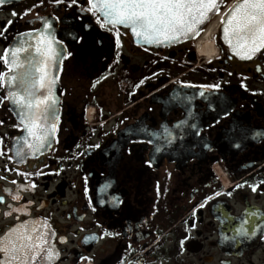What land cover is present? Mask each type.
I'll return each mask as SVG.
<instances>
[{
  "label": "flooded vegetation",
  "instance_id": "obj_1",
  "mask_svg": "<svg viewBox=\"0 0 264 264\" xmlns=\"http://www.w3.org/2000/svg\"><path fill=\"white\" fill-rule=\"evenodd\" d=\"M89 7L0 5V238L44 226L58 255L35 264H264V48L245 58L224 28L213 60L195 40L155 48ZM46 23L57 49L25 56L18 86L60 100L59 119L45 153L17 155L6 49Z\"/></svg>",
  "mask_w": 264,
  "mask_h": 264
},
{
  "label": "snow or ice",
  "instance_id": "obj_2",
  "mask_svg": "<svg viewBox=\"0 0 264 264\" xmlns=\"http://www.w3.org/2000/svg\"><path fill=\"white\" fill-rule=\"evenodd\" d=\"M55 2L60 3L61 0ZM219 2L220 0H88L90 5L88 11H92L93 15L99 12L103 16L102 27L106 23L130 26L134 34L147 38L149 43H159L160 36L171 41L196 31V26L202 24L209 13L218 10ZM4 3L5 0H0V5ZM71 3L75 4L76 0H71ZM97 19L99 20V17ZM8 23L12 22L8 21ZM138 28L139 32H137ZM224 31L226 34L231 31L232 35L242 36L248 53L245 58L250 59L254 56L264 48V0H240L227 17ZM229 43L231 44V40ZM8 51L6 49V52ZM11 51L14 63L19 50ZM4 76V73H0V78ZM45 76L41 77V87H45ZM15 79L17 78L10 77L7 83L11 84ZM0 86H4V81L0 80ZM48 86L50 88V84ZM32 88H35V82L32 83ZM23 92L24 95L10 91L4 99L10 100L20 108L18 115L22 120L28 121L26 127L29 134L36 135L33 128L38 118L36 112L39 104H34L37 98L33 91L25 88ZM50 106V104L44 106L41 116L48 112ZM54 130L53 125L49 131ZM36 139L39 142L38 146L43 147L47 136H37ZM247 215L251 218L256 217L258 213L252 210L248 211ZM248 222V220L244 221L245 224ZM36 231L35 224L30 228L26 224L17 228L12 234L0 238V264H35L37 261L43 262L45 258L51 260L53 256L58 255L46 246L42 234L37 233L35 237L32 235ZM239 231L241 229H237V232ZM244 231L247 234V230Z\"/></svg>",
  "mask_w": 264,
  "mask_h": 264
},
{
  "label": "water",
  "instance_id": "obj_3",
  "mask_svg": "<svg viewBox=\"0 0 264 264\" xmlns=\"http://www.w3.org/2000/svg\"><path fill=\"white\" fill-rule=\"evenodd\" d=\"M224 1L225 0H220V2L218 4V10H214L213 12L209 13L208 18L202 24H199L196 26V31L191 32V33L187 34L186 36H182L176 40L170 41V40L164 39L163 36H160L158 38L160 41L159 43H157V42L149 43L147 38L134 34L132 31V28L130 26H125L122 24H116V25H119V26H122V27L129 29L130 33L132 34L134 39L140 44L152 46L155 48H161V47H167V46L171 47V46H175V45L187 42V41H191L194 38H196L201 33V31H203L204 28L206 26H208L213 21V19L219 13L220 8L222 7ZM239 3H240V1H239ZM229 14H231V13L229 12L226 15L225 23L221 26V29L225 28V25L227 23V17L229 16ZM45 25H47V26H45ZM45 25L37 33L29 34L27 36H22V38H18L14 42L12 47L10 48V50L8 52V61L12 67V72L9 74V76H7V81L10 77H16L17 78V79L12 81V86L9 88L10 91L18 92L19 94L24 95L23 89H21L18 86V84L20 82H24V81H26V82L32 81L30 78H28L29 77L28 74H30L31 67H34L35 60H32V63H27L23 60V58L25 56L27 57L28 60H30V59H32V57H35V56L37 57L39 55L37 53V51H48V50L50 51V50H54V49L56 50L57 49L55 46L56 42L51 36L56 31H53V26L51 24L46 23ZM139 31H140V29L138 28L137 32H139ZM153 39H155V38H153ZM235 39L245 41L242 38V36L232 35L231 31L228 34L225 33V35H224V40L227 43H229V40H231V44H233ZM12 49H18L19 50V51H17V55H16V59H15L14 63H13V56H12V51H11ZM46 57L49 58V60H50L49 64H53V63H55L54 59L59 57V55L58 54H53V55L50 54ZM33 59H35V58H33ZM60 60H61V58H60ZM35 69L36 68L34 67V70ZM41 71L44 72L45 68L43 67L42 69L39 70V72H41ZM37 73H34V74L36 75ZM51 73L56 77L54 81L57 82V71L55 72L53 70V71H51ZM24 74H25V76H24ZM29 90L33 91V89H29ZM34 104H39V109L36 112V115L38 118L36 119V125L33 128V131L36 133V135H31V134H29L28 128L26 127V125L28 124V121L21 119V116L18 115V113L20 112V108L11 102V107H12L13 111L17 115L18 119L25 125V130L22 133L21 137L14 142V151L16 153H19V154L21 153L23 156L40 155V154L45 153L48 150V148L51 146V144L53 142L55 132H56L57 123H58V119H59L60 100L58 102L54 101V102H50V103H38L34 100ZM46 104H50L51 106H50L48 112L43 113V116H41V113L43 112L44 106ZM26 112H27V110H25V113ZM53 125H54L55 130L49 131ZM37 136H47V141L45 142L43 147L38 146L39 142L36 139ZM33 224H35V227L37 230L36 232L32 233L33 236L37 235V233L42 234L44 237L47 236V234H48L47 229L44 226H41L40 224L28 223L27 227L30 228L33 226ZM24 225H26V224H24ZM24 225H20V226H24ZM20 226H18L17 228H19ZM17 228L12 230L8 235L12 234Z\"/></svg>",
  "mask_w": 264,
  "mask_h": 264
},
{
  "label": "bare ground",
  "instance_id": "obj_4",
  "mask_svg": "<svg viewBox=\"0 0 264 264\" xmlns=\"http://www.w3.org/2000/svg\"><path fill=\"white\" fill-rule=\"evenodd\" d=\"M236 1L237 0H235L234 3ZM224 14L225 12L219 14L196 42L197 53L200 56H205L208 60H213L218 56L215 47V36L217 35L221 25L224 22Z\"/></svg>",
  "mask_w": 264,
  "mask_h": 264
}]
</instances>
